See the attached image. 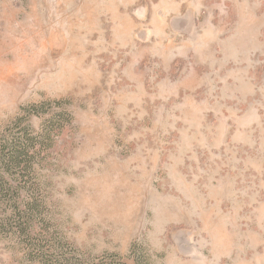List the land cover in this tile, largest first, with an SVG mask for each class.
<instances>
[{"label": "rangeland", "instance_id": "rangeland-1", "mask_svg": "<svg viewBox=\"0 0 264 264\" xmlns=\"http://www.w3.org/2000/svg\"><path fill=\"white\" fill-rule=\"evenodd\" d=\"M9 65L0 142L19 116L64 128L18 188L29 243L0 217V264H264V0H0Z\"/></svg>", "mask_w": 264, "mask_h": 264}, {"label": "trees", "instance_id": "trees-1", "mask_svg": "<svg viewBox=\"0 0 264 264\" xmlns=\"http://www.w3.org/2000/svg\"><path fill=\"white\" fill-rule=\"evenodd\" d=\"M23 120V117H17L12 127L8 129L9 132L7 134L3 132L1 135L0 206L14 204L10 207L11 210H4L0 217L5 219V222L1 221L3 223L1 230L15 229L16 234L22 237L25 243H29V239L35 235L33 222L41 214V205L37 201L36 189H28L29 191L20 189L29 188L24 182L27 171L33 168L36 158L42 154L43 150L49 149V139L59 135L64 125L61 119L49 122L45 127L44 135L34 137L30 127L23 126ZM16 197L17 200L13 202ZM20 197L23 199L19 205ZM39 252L40 250H37L35 254L31 252L30 259L43 261L44 254Z\"/></svg>", "mask_w": 264, "mask_h": 264}, {"label": "bare ground", "instance_id": "bare-ground-1", "mask_svg": "<svg viewBox=\"0 0 264 264\" xmlns=\"http://www.w3.org/2000/svg\"><path fill=\"white\" fill-rule=\"evenodd\" d=\"M0 82L4 83L9 88H12L13 90H15L17 92L20 91L22 89V87H23V80H21L20 78L17 77V74L14 71L13 66H11V65H9V66H7L5 68H0ZM116 182H117V184H115L114 186L117 189L118 188H134L135 187L129 181L126 182L121 177V175H119V177L117 178V181ZM106 184L109 185V182L106 183ZM107 185H105L104 188H108L109 186H107ZM118 199H120V198H118ZM128 201H130V200L128 199ZM123 202H124V205H122V207H119L118 209L115 210V213L113 214V217H115L116 219H118V220H120L122 222L127 223L128 225H131V223L133 221L132 217L134 218L133 214H134V209L135 208L133 206H131V205H128V203L126 204L127 200H124ZM136 212H137V210H136Z\"/></svg>", "mask_w": 264, "mask_h": 264}]
</instances>
